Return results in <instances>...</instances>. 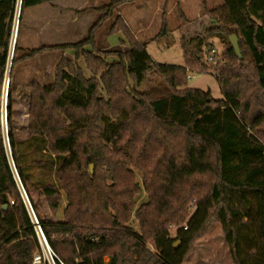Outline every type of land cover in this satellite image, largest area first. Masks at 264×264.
Masks as SVG:
<instances>
[{"label": "trees", "instance_id": "16d2710c", "mask_svg": "<svg viewBox=\"0 0 264 264\" xmlns=\"http://www.w3.org/2000/svg\"><path fill=\"white\" fill-rule=\"evenodd\" d=\"M55 1L20 0L21 16ZM135 1L109 0L80 42L23 56L15 44L6 105L11 156L0 129V264H30L38 249L20 190L65 264H188L216 224L233 264H264V0H223L206 11L214 24L206 34L227 44L222 62L208 61L213 49L203 39L184 36L188 66L156 64L119 18L110 33L123 34L126 52L85 49L115 11ZM17 4L0 0V96ZM168 35L163 22L154 41ZM48 50H74L76 60L62 59L54 81L29 94L27 146L35 157L29 161L16 143L12 75ZM113 55L118 61L109 63ZM211 71L222 100L188 87L190 74ZM150 77L164 80L169 94L139 93ZM142 195L147 200L137 206ZM63 197L64 220L44 217L46 207L57 216ZM133 219L139 233L129 226Z\"/></svg>", "mask_w": 264, "mask_h": 264}, {"label": "rangeland", "instance_id": "374dc122", "mask_svg": "<svg viewBox=\"0 0 264 264\" xmlns=\"http://www.w3.org/2000/svg\"><path fill=\"white\" fill-rule=\"evenodd\" d=\"M109 3V0H59L51 4H42L28 7L22 16L20 4H17L12 25V34L9 46V66L5 72L1 96H0V129L8 155L11 156V146L7 137L8 125L6 123L5 97L7 82L11 80V60L14 54L15 44L18 43L19 56L28 51L61 44H74L86 39L91 27L103 14L101 9ZM223 5V0H136L128 3L114 12L112 17L96 31L94 46H87L86 50L99 51L102 53H124L129 49V43L121 32L110 33L116 19H120L129 29L133 37L140 44L146 46L148 54L156 64L173 67L188 66L182 48V39L200 38L210 49H215L218 62L223 61L226 45L218 38H210L206 30L213 27L211 16L206 11H214ZM96 6L97 10L89 7ZM89 12V13H87ZM85 13V14H84ZM80 14L79 22L66 27H58L55 24H63L67 17L73 19ZM63 21H60L62 20ZM163 22H166L169 35L154 41L159 34ZM47 23L48 27H44ZM206 49V48H205ZM208 52V51H207ZM76 60V51L72 50H48L26 59L15 69L12 75L14 99L12 107L14 120L17 123L16 143L22 147L28 160H33L34 153L27 146V101L34 85H47L54 81L57 64L62 60ZM109 63L117 62L116 56L107 58ZM78 65L84 68L83 61ZM188 87L210 92L215 100L224 99L219 87V79L214 71L208 74L189 75ZM139 93L158 98L169 94L167 83L159 77H150L142 84ZM34 174L41 171L39 165H32ZM94 167L91 166V172ZM51 177V175L49 174ZM137 179L141 181V175L137 173ZM146 195H142L137 203L140 206L146 202ZM66 207V199L63 197L61 206L56 217H52L46 207L44 217L50 220L63 221V212ZM43 217V218H44ZM129 226L134 232L139 233L138 223L133 219ZM176 229L171 230L174 237ZM107 260V259H106ZM188 264H233L229 247L225 242L222 228L216 224L205 237L195 244L194 250L189 257Z\"/></svg>", "mask_w": 264, "mask_h": 264}, {"label": "built area", "instance_id": "2783aa9c", "mask_svg": "<svg viewBox=\"0 0 264 264\" xmlns=\"http://www.w3.org/2000/svg\"><path fill=\"white\" fill-rule=\"evenodd\" d=\"M18 4H20V0H18ZM21 11V9H20ZM12 61V60H11ZM209 62H214L217 63V53L215 49L211 51V54L208 57ZM11 63V62H10ZM9 66V61L8 65ZM7 70V69H6ZM8 87H9V81L7 82V87L5 92V97L7 98L8 95ZM5 140V139H4ZM6 145V144H5ZM6 147V146H5ZM20 196L22 198V201L25 205V208L27 210L31 225L33 227V230L36 235L37 243H38V249L37 251L33 254V258L30 264H65L59 256L56 254V252L51 248L43 230L42 227L38 221V218L33 211L29 199L27 197V194L25 191L20 190Z\"/></svg>", "mask_w": 264, "mask_h": 264}, {"label": "crops", "instance_id": "0c3cea01", "mask_svg": "<svg viewBox=\"0 0 264 264\" xmlns=\"http://www.w3.org/2000/svg\"><path fill=\"white\" fill-rule=\"evenodd\" d=\"M89 8H90V10H88V11H92V10H95L96 11L97 10L96 9L97 8L96 6H92V7H89ZM87 13H89V12H87ZM79 16H80V14L77 17L73 18V19H70V18L67 17V20H65L63 24H60L59 23V24H55V26H58L60 28L61 26L62 27H66V26H69V25H72V24H77L79 22V20H80ZM60 21H63V19L60 20ZM44 27H48L47 23L44 24Z\"/></svg>", "mask_w": 264, "mask_h": 264}, {"label": "water", "instance_id": "95a60500", "mask_svg": "<svg viewBox=\"0 0 264 264\" xmlns=\"http://www.w3.org/2000/svg\"><path fill=\"white\" fill-rule=\"evenodd\" d=\"M229 42L230 45L232 46V48L234 49L236 55L238 57H241V51H240V42L239 39L236 35H232L229 37ZM2 52V49L0 48V53ZM6 208V206L4 207V209ZM177 245V244H176Z\"/></svg>", "mask_w": 264, "mask_h": 264}]
</instances>
